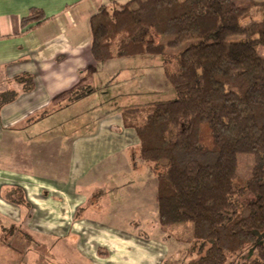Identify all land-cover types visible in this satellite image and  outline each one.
Instances as JSON below:
<instances>
[{
    "label": "trees",
    "instance_id": "trees-1",
    "mask_svg": "<svg viewBox=\"0 0 264 264\" xmlns=\"http://www.w3.org/2000/svg\"><path fill=\"white\" fill-rule=\"evenodd\" d=\"M44 21L31 9L22 24ZM90 29L99 65L160 56L175 91V99L124 112L137 158L158 182L161 243L181 240L184 229L190 264H264V1L108 0ZM13 99L0 96V106ZM240 155L252 159L245 180ZM4 198L27 205L17 189Z\"/></svg>",
    "mask_w": 264,
    "mask_h": 264
},
{
    "label": "crops",
    "instance_id": "crops-1",
    "mask_svg": "<svg viewBox=\"0 0 264 264\" xmlns=\"http://www.w3.org/2000/svg\"><path fill=\"white\" fill-rule=\"evenodd\" d=\"M104 4L103 0H0V96L14 97L0 106V246L4 248L12 250L16 239L56 238L57 246L63 241L58 246L63 255L77 263L107 264L114 257L110 249L119 248L114 258H123L116 264H146L144 257L126 261L130 248L143 254L150 242L129 234L131 227L147 232V223L157 225L158 182L137 158L135 131L124 126L125 110L138 106L120 102L119 110L102 111L85 123L84 132L68 139V145L61 139L64 114L90 102L99 68L114 61L99 65L90 50V20ZM31 9L43 13L42 24H22ZM101 165L104 168L93 176ZM119 167L129 171L124 178L114 170ZM139 168L148 170L140 173ZM107 182L112 188L95 193ZM12 188L22 192L27 205L4 198V190ZM99 248H105L107 255L98 256Z\"/></svg>",
    "mask_w": 264,
    "mask_h": 264
},
{
    "label": "rangeland",
    "instance_id": "rangeland-1",
    "mask_svg": "<svg viewBox=\"0 0 264 264\" xmlns=\"http://www.w3.org/2000/svg\"><path fill=\"white\" fill-rule=\"evenodd\" d=\"M103 1L106 3L104 5H107V0ZM254 1L261 2L264 0ZM186 46L187 45H184L181 50H183ZM259 53L262 57H264L263 48L259 49ZM107 65L108 66L99 68L98 70L90 102L81 103L76 107L75 111L71 109L64 114L62 121L64 122L65 127L62 131L66 138L61 137V139L65 140L66 145H68V139L72 140V136H75V134H82L86 128L85 123L94 121V118L102 111L115 112L116 110H119V108H122L120 102L129 103L127 106H138L143 108L149 103L172 100L176 97L175 91L164 78L162 58L160 56L138 55L114 60ZM151 89H153L154 92H151ZM89 107L92 109L90 110ZM73 114H75V119L73 118ZM76 115L81 116V119L76 120ZM73 128H75L77 132L73 133ZM41 136L47 139L44 133L41 134ZM251 166V157L245 155L239 156V179H247ZM103 168L104 166L102 165L96 168L92 173L93 176L99 171L101 172ZM114 170L123 173L122 175L120 174L121 178H124V175L127 176L129 172L122 167ZM145 170H148V168H139L140 173L145 172ZM106 175H108V172ZM240 184L242 183L240 182ZM101 186V189L96 190L95 193L112 188V185L108 182L107 185L102 184ZM104 187L106 188L102 189ZM108 192L113 193L111 191ZM118 195L119 192L114 194L116 197H118ZM152 218L154 217H150V219ZM144 219H147L146 216ZM147 224L148 229L150 230L146 233L149 234V237H151L152 240L145 244L143 249L144 252L140 250L143 254L139 253L136 255L135 251L130 248L128 250L130 251V257L129 259L127 258L126 261L140 260L144 257V259H146V264H148L149 261L152 262V264H164L163 262H165V264H190V261L195 259V255H189L187 251L189 244L184 241V239L189 235L188 231L181 229L176 234L177 237L181 239L179 241L170 239L166 243H161L165 240V238L161 236L162 234L160 233L158 226L156 224L153 226L152 222ZM187 227L189 228V226ZM131 229L132 231L129 234L134 236L139 235V228L135 226L131 227ZM25 234V236H28L27 233ZM55 239L56 238L47 242L44 240H30L28 237L26 242H23L20 239L12 240V250L10 248L0 246V261L4 262L7 260L8 264H86L77 263L71 261L68 257H65L61 252V248H59V245H61L63 241L60 242L61 244H59L58 247V242ZM99 250L107 254V250L105 248H99ZM111 250L114 251V257L121 251L119 248L110 249V251ZM114 257H111L112 259L108 260L107 264H116V261L120 259L122 260L123 258L122 257L116 260ZM10 260L12 263L9 262ZM246 261H248V259H239L236 263L241 264ZM0 264L3 263L0 262ZM129 264H131V262Z\"/></svg>",
    "mask_w": 264,
    "mask_h": 264
}]
</instances>
